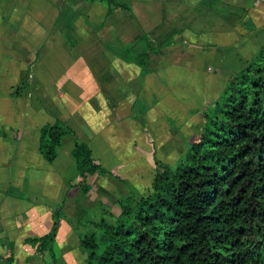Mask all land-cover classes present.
Here are the masks:
<instances>
[{"label":"crops","instance_id":"0c3cea01","mask_svg":"<svg viewBox=\"0 0 264 264\" xmlns=\"http://www.w3.org/2000/svg\"><path fill=\"white\" fill-rule=\"evenodd\" d=\"M115 1L0 0V264H85L79 237L142 192L156 139L196 136L197 110L264 43V0ZM57 120L67 130L48 161L39 133ZM76 142L108 171L87 175L84 192ZM55 211L53 258L25 241L48 233Z\"/></svg>","mask_w":264,"mask_h":264},{"label":"trees","instance_id":"16d2710c","mask_svg":"<svg viewBox=\"0 0 264 264\" xmlns=\"http://www.w3.org/2000/svg\"><path fill=\"white\" fill-rule=\"evenodd\" d=\"M148 57V51L137 55L143 70ZM197 111L200 131L176 161L153 157L150 191L119 196L118 210H105L79 237L85 264H264V43ZM66 130L60 120L41 128L39 150L46 160L56 157ZM71 156L74 186L82 192L89 188L87 175L108 172L87 143L76 142ZM58 220L55 211L51 230L25 242L54 258Z\"/></svg>","mask_w":264,"mask_h":264},{"label":"rangeland","instance_id":"374dc122","mask_svg":"<svg viewBox=\"0 0 264 264\" xmlns=\"http://www.w3.org/2000/svg\"><path fill=\"white\" fill-rule=\"evenodd\" d=\"M158 140H161L162 143L158 142L157 139H156V144H157V158L164 161V162H167V163H171L173 161H171L170 159V156H166L165 154H168L170 153V151L174 152V149L173 148H176V149H180L183 147L184 143L186 144V141L189 140V139H158ZM169 140L171 141V144L169 143ZM154 143V142H153ZM174 145V146H172ZM173 147V148H172ZM187 148V147H186ZM181 155V153L179 154V156ZM178 156V157H179ZM153 164H154V161H153ZM154 168V166L152 167V169ZM146 169V172H148V175L146 176V181L144 182L143 184V189H142V192L138 193V196L140 195H144L146 193L149 192V190L151 189V187L149 186V182L150 180L152 179V173L154 172L152 170V172H150V168L148 165H144V170ZM150 173V175H149ZM154 175V174H153ZM121 177V176H120ZM120 179V178H119ZM129 189V188H128ZM112 206H114V203L112 204ZM115 210H116V206L113 207ZM90 231V230H89ZM89 231H85V233H88Z\"/></svg>","mask_w":264,"mask_h":264}]
</instances>
